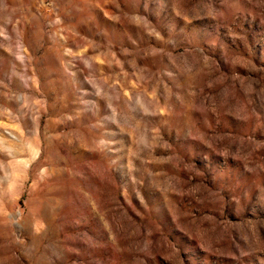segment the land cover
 Segmentation results:
<instances>
[{"label": "rangeland", "instance_id": "obj_1", "mask_svg": "<svg viewBox=\"0 0 264 264\" xmlns=\"http://www.w3.org/2000/svg\"><path fill=\"white\" fill-rule=\"evenodd\" d=\"M0 264H264V0H0Z\"/></svg>", "mask_w": 264, "mask_h": 264}]
</instances>
